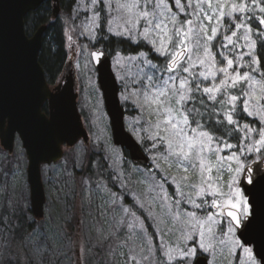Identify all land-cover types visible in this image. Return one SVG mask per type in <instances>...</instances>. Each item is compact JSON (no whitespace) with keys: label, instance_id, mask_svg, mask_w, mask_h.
<instances>
[{"label":"snow or ice","instance_id":"obj_1","mask_svg":"<svg viewBox=\"0 0 264 264\" xmlns=\"http://www.w3.org/2000/svg\"><path fill=\"white\" fill-rule=\"evenodd\" d=\"M69 8L95 49L79 45L85 67L108 57L97 44L129 45L116 51L109 80L92 87L111 89L115 121L111 138L97 137L107 179L81 180L94 206L88 254L101 253L99 264H217L219 249L228 264H264V0H71ZM68 104L0 18V140L18 137L40 159L75 143ZM124 111L135 113L127 128ZM21 171L5 175L16 181ZM137 183L146 191L134 192ZM8 204L15 214L18 202ZM9 219L0 216V228ZM46 253L61 254L41 234L30 264Z\"/></svg>","mask_w":264,"mask_h":264},{"label":"rangeland","instance_id":"obj_2","mask_svg":"<svg viewBox=\"0 0 264 264\" xmlns=\"http://www.w3.org/2000/svg\"><path fill=\"white\" fill-rule=\"evenodd\" d=\"M73 19L74 14H73ZM80 21H76V30L71 26L70 29H66V32L72 36L73 43L69 47L68 36L66 35L68 49L70 51V57L66 62H73V70L76 75V91L78 93V108L81 114H84L85 125L90 134V143H85L80 140L72 148H66L62 160L58 162H52L51 164L43 165L42 175L44 178V189L46 190V206H45V216L40 220V225L37 226L32 233L25 239L24 247L27 252V263L30 264L33 255L34 241L41 236L47 237L49 246H53L60 251V255L53 256L46 253L43 257L42 264H99L102 259V254L98 251L93 250L92 254H88V246L85 242L86 238V222L91 219L88 213L92 210L94 206H89L84 201V196L86 195V187L83 186L81 203L82 210V221L85 223L81 224V234L77 233V229L70 232L65 229L67 222L72 218V201L73 195L76 191V169L81 168L83 161L86 158V148L94 147L95 149L103 147V140H97V137L108 136L112 137V129L110 126V118L104 107V99L101 90L98 88L97 91L93 92V85H98V73L93 65L89 64L85 67V55L81 54V48L79 45H88L89 47L85 49L93 50L92 46L86 37L79 36L78 25ZM51 35L48 33L45 38V42L51 43ZM115 57V56H114ZM114 57L112 61L114 62ZM66 65L64 72L66 70ZM65 75V74H64ZM82 114V116H83ZM135 113L130 115L134 116ZM100 116L101 119L97 120L96 117ZM130 119V118H129ZM126 120V128L127 122ZM15 149L13 153L5 151L0 145V185L7 184V194L0 192V216H9V224L12 220V216L18 214L20 209L27 208L31 205L30 201V190L27 178L28 172V156H26L25 148L23 147L22 141L17 138L15 142ZM123 150V149H122ZM124 151V150H123ZM7 154H12L14 160L10 165V168H6L7 164L10 162L9 156ZM19 157V159H18ZM108 162V161H107ZM21 167V174L16 181H13L12 176L5 175L6 173H11V171L17 166ZM54 167L56 170L49 171V168ZM142 167V166H141ZM135 180V177L133 178ZM94 186V185H93ZM133 191L136 193H143L147 189V184L137 183L132 185ZM12 200L13 203H17V210L15 214L12 213L8 201ZM12 226V225H11ZM10 229L4 230L0 228V264H7L9 245H10ZM78 234V235H77ZM76 237H78L76 239ZM79 240L80 243L85 247V251L81 254L75 247L74 241ZM209 259L212 257L209 256ZM229 257L227 251L220 252L219 249L216 253L217 264H228Z\"/></svg>","mask_w":264,"mask_h":264},{"label":"water","instance_id":"obj_3","mask_svg":"<svg viewBox=\"0 0 264 264\" xmlns=\"http://www.w3.org/2000/svg\"><path fill=\"white\" fill-rule=\"evenodd\" d=\"M45 1H52L54 3V16L56 17L60 11L59 0H0V18H3L7 22L10 30L15 35L22 37L28 43L33 66L37 73L46 82L47 87L50 90L55 91L58 89L68 98L69 104L67 116L71 126L75 129V143H69L68 141L62 142L56 151L47 153L44 159H40L34 154H30V150L26 148L22 142L26 150V155H28L27 178L30 190L31 210L37 220H40L45 216V205L47 202L41 165L51 164L52 162H57L58 160L62 159L64 155V147H74V145L77 144L79 140H83V142L88 144L90 143L89 130H87L84 119H82V115L78 108L79 96L76 91V75L74 74L72 67L73 62H68L66 71L64 73V79L59 84L54 85L53 87L50 86L47 81L44 68L39 61L41 53L40 51L44 43L43 39L48 30V24L41 25L36 28L34 34L31 36L27 34L25 17L30 12L38 10L40 6L45 3ZM93 50L95 49L93 48ZM112 64L113 61L111 56L108 55V57L103 59L99 65L95 66L98 73L97 84L109 80L113 72ZM112 87L116 88L118 91V82L113 84ZM100 90L104 99V107H106V111L110 118V126L113 134L112 124L115 121V97L112 95L111 89L108 91L107 95L104 94V89ZM41 111L45 112L44 109H41ZM120 123H123L126 128L125 111L123 112ZM16 138L17 137H12L6 140H0V144L5 150L13 152ZM115 139L124 140L125 145L127 144V139L123 134L117 135ZM117 146L122 147V149L128 153L131 151L126 146ZM144 163H147V161H144ZM141 166L143 167V164H141Z\"/></svg>","mask_w":264,"mask_h":264},{"label":"trees","instance_id":"obj_4","mask_svg":"<svg viewBox=\"0 0 264 264\" xmlns=\"http://www.w3.org/2000/svg\"><path fill=\"white\" fill-rule=\"evenodd\" d=\"M69 4H71V0H60V6H62V10L57 19L52 17V6H50V3H45V5L39 10L31 12L25 17L26 30L29 35L32 34L38 26L46 23L49 25L46 35L50 33L52 40L51 43L44 41L39 61L44 68L48 83L51 85L58 84L64 77L63 70L67 60L70 57V51L68 49L67 40L65 37L66 29L71 30L73 27L75 28L76 21H80L76 18L73 19V17L72 19H69V14L71 11ZM70 26L72 28H70ZM74 30H76V28ZM96 47L104 48V50L109 53L111 58H113L116 51H119L122 48L127 49L129 45L126 42L118 41L116 38H113L110 43L97 44ZM127 54V51L122 52V55ZM131 114L132 113L125 111L126 120L130 118ZM102 148V146L97 149L94 147L86 148V158L82 164L83 170L79 168L75 171V180L77 186L72 198V218L69 222H67L65 227V229L70 232L77 229V233L81 234V203L83 201L81 196L84 188L81 184L82 178H88L91 176L93 180L100 178L107 179V175L111 171L108 169V162L103 159L105 154L102 151ZM124 153L126 155L128 154L127 151H124ZM7 156H9L10 162L7 164L6 168H10V165L14 160V156L12 154H7ZM101 164L103 165V168L99 167ZM100 173H103V175H98ZM109 186L111 187V185ZM113 190L116 191L118 189L114 188ZM126 203H131V200L126 199ZM40 224V220H36L33 212H31V205H28L25 209H20L18 214L12 216V220L10 222V225L12 226L9 232L11 239L7 264H28L26 258L27 250L24 247V241ZM77 238L78 237H76V239Z\"/></svg>","mask_w":264,"mask_h":264},{"label":"flooded vegetation","instance_id":"obj_5","mask_svg":"<svg viewBox=\"0 0 264 264\" xmlns=\"http://www.w3.org/2000/svg\"><path fill=\"white\" fill-rule=\"evenodd\" d=\"M45 3H48V4L50 3V6H52V17L55 18V16H54V8H55V6H54L53 2H51V1H45ZM45 3L42 4V5L40 6V8H41L42 6H44ZM59 6H60V0H59ZM40 8H39V9H40ZM39 9H38V10H39ZM61 10H62V6H60V11H59V13H58V15H57L56 17H58V16L60 15ZM44 38H45V37H44ZM43 41H44V39H43Z\"/></svg>","mask_w":264,"mask_h":264}]
</instances>
